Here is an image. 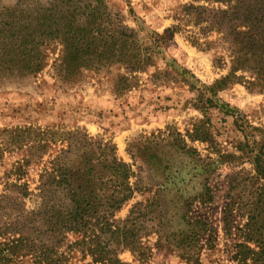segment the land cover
I'll use <instances>...</instances> for the list:
<instances>
[{"label": "rangeland", "instance_id": "obj_1", "mask_svg": "<svg viewBox=\"0 0 264 264\" xmlns=\"http://www.w3.org/2000/svg\"><path fill=\"white\" fill-rule=\"evenodd\" d=\"M18 1L0 4L15 7ZM104 1L137 30L153 66L135 74L130 90L116 91L125 69L83 70L71 81L58 67L60 46L52 44L40 73L0 79V144L6 149L0 192L7 180L18 178L15 167L27 157L28 147L39 142L48 145L47 153L18 171L34 195L39 174L57 157L72 175L93 168L102 192L116 195L126 185L121 187L123 173L112 168L117 159L129 167L133 194L114 218L124 221L136 206L126 228L142 237L141 250L118 251L121 264H239L232 259L236 244L264 234L261 186L250 160L253 150L264 151V92L241 83L214 87L229 73L230 59L216 34L207 38L210 46L198 48L190 37L205 42L199 28L175 19L190 0ZM179 24V33L158 42L156 34ZM86 135L90 144L84 142ZM34 195L26 202L29 210L38 207ZM101 201L106 205L97 209L103 214L111 200ZM104 231L101 242L116 247ZM76 240L69 236L70 242ZM65 251L63 264H109L74 247Z\"/></svg>", "mask_w": 264, "mask_h": 264}, {"label": "trees", "instance_id": "obj_2", "mask_svg": "<svg viewBox=\"0 0 264 264\" xmlns=\"http://www.w3.org/2000/svg\"><path fill=\"white\" fill-rule=\"evenodd\" d=\"M178 16L175 19L182 25L199 28L205 42H200V36L190 37L198 48L211 45L207 39L210 34L219 37L217 42L230 59V69L214 87L224 90L241 83L251 91L264 92V0H190L182 5ZM180 31V24L173 25L156 37L159 43L166 42ZM52 44L60 46L58 67L71 81L83 70H102L115 65L125 69L118 77L116 91L130 90L135 85V74L153 66L151 55L138 43L137 30L125 25V16L120 12L113 14L104 0H48L44 4L40 1L24 4L19 0L15 7L0 4L1 80L40 73L47 65V49ZM84 137L87 144L90 139ZM47 148L42 142L28 147L27 157L15 167L18 178L7 180L0 192V264H19L25 258H30L32 264H63L65 250L71 251L73 247L97 256L98 261L121 264L118 251L141 250L142 237L135 238L133 229L126 228L133 222L131 216L136 206L124 221L114 218L133 194L129 167L117 159L111 162L112 168L116 165L123 173L121 187L125 182L126 185L109 197L102 192L103 183L93 168H80L72 175L63 159L57 157L39 174L35 189L38 193L34 195L28 182H21L23 178L18 171L36 164ZM5 151L0 144V162ZM253 151L250 160L264 202V151ZM33 195L39 204L29 210L26 202ZM104 198L111 202L100 214L98 209L106 205L101 201ZM262 206L264 212V203ZM228 211L226 225H230L232 208ZM121 223L122 229L118 226ZM103 229L116 242V247L101 242ZM70 235L77 237L74 243L69 241ZM235 248L232 259L239 264H264V234L251 236Z\"/></svg>", "mask_w": 264, "mask_h": 264}]
</instances>
